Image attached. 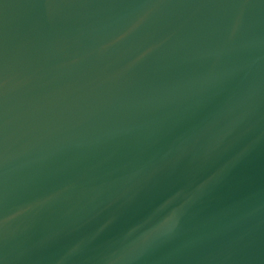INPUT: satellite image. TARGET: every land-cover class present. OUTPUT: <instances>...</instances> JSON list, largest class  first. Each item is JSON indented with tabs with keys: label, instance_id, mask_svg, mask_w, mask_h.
Instances as JSON below:
<instances>
[{
	"label": "water",
	"instance_id": "95a60500",
	"mask_svg": "<svg viewBox=\"0 0 264 264\" xmlns=\"http://www.w3.org/2000/svg\"><path fill=\"white\" fill-rule=\"evenodd\" d=\"M0 264H264V0H0Z\"/></svg>",
	"mask_w": 264,
	"mask_h": 264
}]
</instances>
